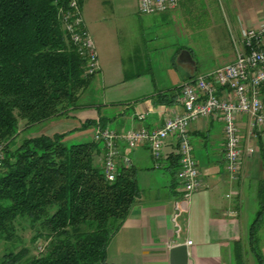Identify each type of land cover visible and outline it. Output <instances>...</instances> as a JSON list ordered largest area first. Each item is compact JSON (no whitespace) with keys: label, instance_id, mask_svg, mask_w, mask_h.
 <instances>
[{"label":"crops","instance_id":"0c3cea01","mask_svg":"<svg viewBox=\"0 0 264 264\" xmlns=\"http://www.w3.org/2000/svg\"><path fill=\"white\" fill-rule=\"evenodd\" d=\"M87 1L90 2L82 0L81 8L85 26L94 40L100 62V70L96 76H102L106 88L105 107L96 112L93 106L80 105L65 117L74 118L81 125L90 121L96 125L102 123L119 136L130 130L155 131L167 119L182 115V90L177 88L193 78L234 63L238 52L243 49L245 33L264 28V0H205L200 8V0H184L175 10L154 15L142 14L138 3L132 13L139 18L127 21L131 31H124L126 36L120 38V47H109V51L121 49L124 56L121 58L144 59L146 70L127 77L122 68L116 69L101 61L98 41L88 27L92 24L85 13ZM121 3L113 7L112 16L124 13ZM217 7L223 11V15H217ZM183 12L190 16L196 13L198 17L195 20L203 19L207 24L223 20L232 27L234 47L221 63H211L205 72H200L203 62L196 55L190 41L184 38L187 42L179 43L176 34L172 37L169 31L164 34L169 38L164 46L169 50L164 57L170 70L181 73L182 82L178 85L172 82L166 85L160 82L161 76L157 72V67L161 68L159 52L163 49L161 37L164 36L162 32L157 34L153 30L160 21L142 18L140 15L163 16V19L168 15L177 21ZM181 25L183 29V24ZM218 94L222 98L234 97L224 87H219ZM87 111H94L95 114H86ZM59 118L41 125H53ZM238 125L242 136L243 169L239 178L234 180L227 172L223 122L218 117L211 116L191 124L194 156L202 180L201 189L193 194L186 192L177 177L180 163L176 137L165 141L160 161L154 159L148 144L131 149L124 139L118 138V169L123 166L135 167L142 193L125 224L109 244V262L171 264L170 250L180 244L188 248L189 264H237L241 254L246 261L248 257H253L250 253V220L252 214L257 215L258 211L254 202L249 206L247 195H252L254 190L257 197L260 182L264 179V129L251 132L249 116H240ZM46 133L42 135L51 136ZM249 148H254L255 153L249 154ZM104 155L103 152L101 158ZM126 158L130 160V164L125 163ZM249 209L251 213L247 214ZM259 240L264 256V223Z\"/></svg>","mask_w":264,"mask_h":264},{"label":"trees","instance_id":"16d2710c","mask_svg":"<svg viewBox=\"0 0 264 264\" xmlns=\"http://www.w3.org/2000/svg\"><path fill=\"white\" fill-rule=\"evenodd\" d=\"M70 3L0 0V240L15 246L29 227L32 244L41 242L31 256L27 248L8 247L0 264H113L109 244L142 193L135 167L123 166L115 181L107 180L105 149L96 140L66 144L65 134H54L18 142L36 125L69 116L97 75L87 74L86 58L66 30ZM258 202L250 253L264 264L258 236L264 179ZM237 264H248L243 254Z\"/></svg>","mask_w":264,"mask_h":264},{"label":"built area","instance_id":"2783aa9c","mask_svg":"<svg viewBox=\"0 0 264 264\" xmlns=\"http://www.w3.org/2000/svg\"><path fill=\"white\" fill-rule=\"evenodd\" d=\"M183 1L138 0V3L142 14L154 15L175 10ZM70 7L71 13L64 16L66 30L81 55L86 58L87 74L96 75L100 63L94 40L85 26L81 0H71ZM242 46L234 63L193 78L182 86L184 113L167 119L160 129L130 130L119 136L109 128L98 125L95 140L102 143L105 149L103 169L107 180L113 182L117 178L119 169L116 160L120 154L118 138L124 139L131 149L148 144L154 159L160 161L165 141L176 137L180 163L178 180L188 194L199 191L202 180L194 156L190 126L198 119L211 116L218 117L224 124L227 172L232 179L237 180L243 169L239 117L249 116L251 132L264 129V28L248 30ZM219 87L229 89L234 97H220ZM248 152L254 154L255 149L249 148ZM4 160L5 148L1 145L0 167ZM125 163L130 164V160L126 158Z\"/></svg>","mask_w":264,"mask_h":264},{"label":"rangeland","instance_id":"374dc122","mask_svg":"<svg viewBox=\"0 0 264 264\" xmlns=\"http://www.w3.org/2000/svg\"><path fill=\"white\" fill-rule=\"evenodd\" d=\"M119 2H122L121 4L124 6V13H120L118 15L115 14L112 16L113 7H115V5ZM204 2L205 0L199 1V8ZM136 5L138 6V0H90V2L87 1L85 9L86 17L92 24V26L88 27H90L96 41H98L99 44L101 61H104L106 64H110L116 69L122 68L127 77L135 75L138 73V71L146 70L147 67L143 63L144 59L136 58L133 60H128L126 58H121V56H123V51L121 49L118 48L117 50L109 51V47L112 49L113 45L120 47V38L126 36L124 31H131V27H129L127 21H131L133 19L137 20L139 18L137 15L132 13L135 10ZM203 9H205V7H203ZM215 12H217V15L219 16L223 15V11L219 7H217V11L215 10ZM196 16V13L190 16L183 12L176 21L175 19L169 18L168 15L164 19L163 16L147 17L140 15L142 18H155V21H160L158 25L156 23V27L153 30H155L157 34L162 32L164 36L161 37V46H163V49L161 52H159V59L162 60L160 63L161 68L157 67V72L161 76V83L168 85L170 82H172L175 85H178L182 82L181 73L173 69L170 70L169 63L164 57L166 52L169 50V48L164 47L167 45L165 42H168L169 39L164 34L168 33L169 31L171 32L172 37L176 34L179 43L187 42V40L188 42L190 41L191 46L196 50V55H199V58L203 62L200 67V72H205V69L210 66L211 63L213 65L221 63V61L226 59V55L233 51V30L230 25H227L223 20L220 22H215L214 20V22L207 24L203 21V19L196 21ZM204 19L206 20L205 16ZM181 24H183V29ZM165 39L166 41H164ZM107 82L109 83V80ZM105 94L106 88L102 80V76L98 75L93 80L90 89L83 95L80 105L93 106L94 111L100 112L101 108L105 107ZM94 111H87L86 114L94 115ZM54 122L55 124L53 125H50V123L36 125L33 127V129L23 132L19 137L18 142L20 143L23 138L40 136L44 132H47L46 134L51 136L54 134H65L63 141L66 144H78L93 140L95 141L96 133L98 131V125L96 124L84 126L81 125L78 120H74V118L69 119L65 116L60 117L58 121ZM252 191V195L250 193L247 195L248 203L249 206H251V202L252 204L254 202L258 211V192L256 197L254 190ZM250 213V209L247 210V214ZM255 218L256 214H252L250 223H253ZM19 235V240L15 246L5 244L4 241L0 240V257L6 252L8 247L10 248L8 251L11 249H16L19 251L23 248H27L30 250V256L37 255L40 252L41 242L39 241L35 245L32 244L31 238L33 236V231L29 227L25 230H20ZM251 258H247L248 264H259L255 256Z\"/></svg>","mask_w":264,"mask_h":264},{"label":"water","instance_id":"95a60500","mask_svg":"<svg viewBox=\"0 0 264 264\" xmlns=\"http://www.w3.org/2000/svg\"><path fill=\"white\" fill-rule=\"evenodd\" d=\"M171 264H189V254L186 245L180 244L170 250Z\"/></svg>","mask_w":264,"mask_h":264}]
</instances>
